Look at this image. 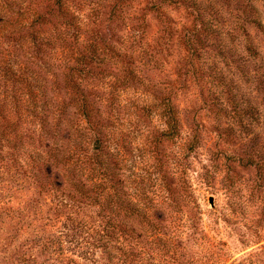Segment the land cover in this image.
I'll return each instance as SVG.
<instances>
[{"label":"trees","instance_id":"obj_1","mask_svg":"<svg viewBox=\"0 0 264 264\" xmlns=\"http://www.w3.org/2000/svg\"><path fill=\"white\" fill-rule=\"evenodd\" d=\"M127 2L117 0L107 21ZM75 3L0 0V178L27 182L37 195L46 194L59 213L96 207L104 225L101 232L92 229L106 264H160L163 249L171 256L170 246L182 242L181 226L199 233L202 244L215 250L211 264H229L233 257L219 248L225 246L221 238L207 236L211 224L203 222L200 209L190 223L179 218L186 181L167 169L161 151L180 135L172 93L137 77L142 69L136 65L147 64L135 62L136 49L104 39L100 10L83 18L74 11ZM160 8L152 2L148 11L160 13ZM194 11L197 24L184 34L188 57L183 75L199 85L204 70L195 46L203 32L197 26L206 17L198 7ZM217 77L207 76L211 82ZM127 93L141 98L123 104ZM128 112L135 123L126 118ZM155 115L161 127L141 124ZM120 135L137 146L128 150ZM247 163L264 171V160L250 157ZM234 185L229 179L228 206L214 213V230L220 221L232 225L243 215ZM253 256L230 264H264Z\"/></svg>","mask_w":264,"mask_h":264},{"label":"rangeland","instance_id":"obj_2","mask_svg":"<svg viewBox=\"0 0 264 264\" xmlns=\"http://www.w3.org/2000/svg\"><path fill=\"white\" fill-rule=\"evenodd\" d=\"M152 2L161 6L160 13L148 11ZM176 2L129 0L111 22L107 19L117 0H76L74 11L84 18L99 9L101 36L113 44L125 41L136 49L135 62L142 59L147 64L136 65L142 69L137 77L148 86L172 93L180 135L166 142L161 151L167 155V169L183 171L176 177L186 181L179 200L182 222L190 223L200 209L203 222L211 224L207 236L221 238L225 246L219 248L233 257L229 264L249 255L255 261L264 260V171L247 163L250 157L264 160V0ZM197 7L206 17L205 24L197 26L203 32L195 46L204 70L199 85L190 75H183L188 57L185 29L196 26ZM208 74L218 77L211 82ZM140 98V93H127L122 102ZM125 116L136 122L132 112ZM161 123L158 115L141 121L150 129ZM119 137L128 150L137 146L130 138ZM229 179L238 190L235 200L243 215L232 225L220 221L214 230V213L228 206ZM45 195H37L34 187L9 175L0 178V264H106L97 248L96 231L101 232L104 223L96 207L83 206L78 212L75 208L63 214ZM188 228L181 226L182 242L170 246L171 256L163 249L160 264H211L215 250ZM259 238L263 241L257 243Z\"/></svg>","mask_w":264,"mask_h":264},{"label":"water","instance_id":"obj_3","mask_svg":"<svg viewBox=\"0 0 264 264\" xmlns=\"http://www.w3.org/2000/svg\"><path fill=\"white\" fill-rule=\"evenodd\" d=\"M211 203L213 204V201L211 200Z\"/></svg>","mask_w":264,"mask_h":264}]
</instances>
